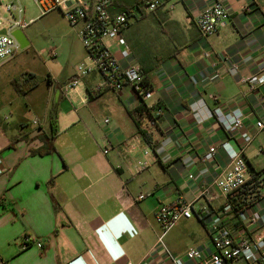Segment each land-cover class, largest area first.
Instances as JSON below:
<instances>
[{
  "label": "crops",
  "instance_id": "1",
  "mask_svg": "<svg viewBox=\"0 0 264 264\" xmlns=\"http://www.w3.org/2000/svg\"><path fill=\"white\" fill-rule=\"evenodd\" d=\"M223 1L228 26L212 37L195 25L212 0H174L172 12L151 14L143 50L127 36L130 20L122 37L152 92L145 107L130 88L92 95L83 106L87 91L103 82L94 73L68 94L64 86L53 89V103L31 127L22 121L10 133L0 121V264H163L165 252L154 251L162 234L156 212L180 200L192 204L193 217L164 236L175 256L193 247L210 254L214 213L236 239L264 234V187L247 198L252 204L223 214L227 200L215 185L230 164L223 144L243 150L251 171L263 169L264 133L256 122L264 120V1ZM120 49L114 46L116 54ZM216 74L221 78L211 80ZM217 106L243 112L242 133L252 139L245 148L243 136L217 122ZM145 111L151 133L141 128ZM42 137H53L50 147ZM211 147L217 153L205 161ZM144 152L149 167L138 172ZM253 213L260 215L256 224L249 222Z\"/></svg>",
  "mask_w": 264,
  "mask_h": 264
},
{
  "label": "built area",
  "instance_id": "2",
  "mask_svg": "<svg viewBox=\"0 0 264 264\" xmlns=\"http://www.w3.org/2000/svg\"><path fill=\"white\" fill-rule=\"evenodd\" d=\"M72 5L63 9L65 1L58 0H34L38 7L40 16H45L52 10L59 9L63 17L68 21L76 32L81 42L87 61L80 64L75 70V77L63 87L65 94L77 90L83 79L94 73L99 74L103 82L88 90L81 104L85 106L92 95L103 94L107 91L120 92L130 88L145 107L152 99V92L148 88L146 76L139 64L132 60L131 52L127 49L122 32L127 28L129 14L119 10V4L124 0H71ZM174 0H141L139 11L142 14L151 15L160 9L167 12L174 10ZM257 3L261 0H252ZM264 1V0H262ZM0 8L4 14L9 16L5 19L0 16V67L14 59L22 49L19 42L12 35L16 30H25L29 23L24 20V8L20 0L3 5L0 1ZM230 12L223 0H212L205 9L199 12L195 18V25L202 36L212 37L224 31L228 26ZM114 46H119L118 54ZM50 59H56L54 49L48 53ZM232 70H238L237 65ZM216 74L211 80L219 79ZM148 107V106H147ZM158 113L161 110L157 109ZM141 128L151 133V116L147 111L143 112ZM213 116L220 126L231 136H243L244 147L250 144L251 137L244 135V114L241 110H233L226 113L222 107L217 106L213 110ZM109 121L106 120V123ZM36 124V122H34ZM256 128L264 133V120L256 122ZM230 158L229 166L216 179L215 185L226 198L222 209L223 214L232 212L231 198L238 193L250 179L249 167L243 157V150L237 152L229 144L221 146ZM108 149L104 153H108ZM217 153L215 147H211L205 155L204 160H213ZM149 152H144L142 160L138 161L136 167L138 172H143L149 167ZM262 166L264 169V148L260 150ZM3 173L2 161L0 159V176ZM142 199V197H141ZM193 217L191 203L182 200L169 206H161L156 212V221L159 224L162 234L159 236L154 251L161 248L165 254L163 264H264V234L253 239H236L225 228L221 215L214 213L210 216L208 229L211 234V251L206 257L199 248H189L182 255L171 254L165 246L164 236L183 220ZM260 220L258 213H253L250 224H256ZM127 264H133L128 262ZM147 264V263H142Z\"/></svg>",
  "mask_w": 264,
  "mask_h": 264
},
{
  "label": "rangeland",
  "instance_id": "3",
  "mask_svg": "<svg viewBox=\"0 0 264 264\" xmlns=\"http://www.w3.org/2000/svg\"><path fill=\"white\" fill-rule=\"evenodd\" d=\"M0 1L3 5L15 2ZM58 1H65L63 9L69 8L73 3L71 0ZM20 3L24 8V20L29 23L24 30L28 46L21 49L14 59L0 67V121L6 125L10 133L19 131L22 121L28 128L32 126L34 120H41L47 104L53 103L52 90L71 81L86 54L76 30L70 26L59 9L40 16L34 0H20ZM262 7L264 9V2ZM180 10L183 11V7L178 9ZM143 15L142 20L131 21L132 27L127 34L141 50L148 48L152 35L149 29L151 15ZM0 16L9 19L1 8ZM137 16L140 17L141 14L137 12ZM51 49L57 54L54 60L48 56ZM23 75L30 83H36L29 95L17 94L12 85V81H19ZM8 103L12 105L7 106Z\"/></svg>",
  "mask_w": 264,
  "mask_h": 264
},
{
  "label": "trees",
  "instance_id": "4",
  "mask_svg": "<svg viewBox=\"0 0 264 264\" xmlns=\"http://www.w3.org/2000/svg\"><path fill=\"white\" fill-rule=\"evenodd\" d=\"M141 4V0H135L134 2H130V0H124L119 4V10L121 12H125L129 14V22L131 19H142L144 15L139 11V5ZM137 12L141 14L140 17H137ZM128 22V26H129ZM127 26V27H128ZM12 85L14 87V90L17 92L19 95H26L34 87L36 86V83H30V81L23 75L22 78L17 81L14 80L12 81ZM56 115L57 111L55 109L51 110L50 112V123H51V129L52 132L56 131L55 125H56ZM42 139L45 140V145L46 147H50L51 142L53 141V137H42ZM53 148H51L50 151H52ZM48 151V152H50ZM38 153H41V151H38ZM250 172V179L249 181L243 186V188L236 193L232 198V212L237 211L240 207L242 206H247L252 204L253 201H249L248 203L246 202L248 197H251L253 200L257 197V189L264 187V169L260 170L259 172L256 171H251ZM255 196V197H254ZM242 204V206H241Z\"/></svg>",
  "mask_w": 264,
  "mask_h": 264
},
{
  "label": "water",
  "instance_id": "5",
  "mask_svg": "<svg viewBox=\"0 0 264 264\" xmlns=\"http://www.w3.org/2000/svg\"><path fill=\"white\" fill-rule=\"evenodd\" d=\"M4 34H5L4 31L0 32V35H4ZM12 35L19 42L22 49L28 46V42L26 41V39L22 36V34L19 31L14 32Z\"/></svg>",
  "mask_w": 264,
  "mask_h": 264
}]
</instances>
